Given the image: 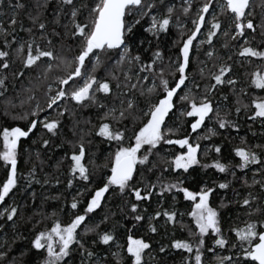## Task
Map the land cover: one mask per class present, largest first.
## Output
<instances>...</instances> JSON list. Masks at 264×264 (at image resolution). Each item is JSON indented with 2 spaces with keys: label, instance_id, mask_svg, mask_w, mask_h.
Listing matches in <instances>:
<instances>
[{
  "label": "trees",
  "instance_id": "obj_1",
  "mask_svg": "<svg viewBox=\"0 0 264 264\" xmlns=\"http://www.w3.org/2000/svg\"><path fill=\"white\" fill-rule=\"evenodd\" d=\"M11 2L15 4L17 0H11ZM19 2L25 5L23 9L14 10L7 7V0L6 6L0 8V23H3L5 28L9 27L10 18L15 11L17 17V25L15 26L17 43L28 41L35 36L42 49H55L58 55L71 60L77 49L70 35L68 8H64V13H58V9L61 7L59 0H19ZM86 2L91 6L92 0H86ZM188 2L191 3V11L188 15H184L181 7L182 5L186 7ZM203 3L204 0H164L163 4H159V0H157L161 14L166 12L167 6H175L173 23L170 24L169 31L161 33L159 40H157L150 32L145 31L150 26V19L143 17L141 23L134 29L132 37L133 54H139L144 62H150L153 52L158 49L163 53L167 75V71L171 70L167 67L168 60L169 58L175 59L179 54L178 49L193 28L191 20L195 19V14L203 6ZM38 4L44 6L37 9ZM253 8L252 19L257 28L256 32L246 29L248 31L245 34L247 44L243 42V37L232 40L234 26L231 25L228 17L217 16L218 21L223 24V28L225 26L232 27L229 29V36L225 37L221 34L219 39L214 37L211 45L205 42L199 49H197L198 44L194 42L189 75L190 78L194 76L199 87H193L191 83L186 81L187 88H182V92L191 89L197 103H199L206 89L214 83L212 73L217 72L218 67L222 64L230 65L231 72L224 79L232 78L236 81V84L218 85L216 90L209 94V99L213 104V108H218L222 117L227 115V119L238 126L239 131L235 127L220 129L213 114L211 119H206L205 125L194 133L191 131L190 125L195 122L196 118L181 116L180 112L174 108L173 111L176 112V116L170 114L165 122L167 128L164 129L166 133L168 128L174 130L175 134L171 136L172 139L188 136L191 137L190 143L195 144L199 137L207 134V129L210 128L214 129L217 135L211 136L210 139H199L201 150L198 158L200 163L193 165L187 172L183 169L176 171L169 164L174 156L186 152V148L182 149L176 144L166 145L162 143L160 150H154V155L149 157L153 167L138 164L137 174L134 175L130 183L132 187L141 189L143 196H147L150 186L155 185V191L152 192L150 199L137 201L130 191L121 194L118 190L109 189L102 200L100 208L89 213L86 220V223L91 221L93 224L99 225L97 232L107 230L115 237L111 247L108 245H95L92 247V250L98 253V257L103 255L110 261V264H117L120 256H123L124 264H127L128 253L126 248L129 243L128 238L132 237V239H143L151 245L150 249L146 250L144 257L147 264H184L185 260H194L193 254L184 250H177L172 247V244L177 239L188 241L193 243L195 250V242L199 237L193 235V233H198L199 229L196 227L191 212L198 200L190 201L186 199L183 192L175 190L172 192L166 191L161 197L159 195L161 185L166 188L169 183L178 184L180 187L193 192H199L205 188L215 189L209 197V204L219 212L222 234L229 240L230 245L237 244V247L218 248L212 239L215 234L210 233L209 236L203 238L205 241L203 257L205 264H215L217 255H240L235 229L243 228L245 222L249 220L246 211L241 207L242 200L248 196L250 191L256 195H264V193H261L259 185L252 188L248 187L252 184L253 174L257 172L259 166L250 165L249 169L242 171L238 167L242 161L235 155V150L238 147L252 148L259 151L255 146L264 145V120L261 118L249 119V116L254 113L252 101L257 98H264V89L255 88L250 83L254 72L264 71V60L239 54L243 47L249 46L264 51V34L261 33L259 28L261 22L264 21V6H262L261 0H255ZM37 10L39 11L40 21L47 25V31L43 33L46 37L45 40L40 39V31L33 26L29 19L30 15H36ZM87 11V9L82 10L83 16H87ZM58 14L59 22L56 19ZM209 15L206 18L208 21H206L207 27L210 26L209 20L212 19L208 17ZM177 20L179 23H176ZM21 24L24 29L32 28V33L30 34L26 30L21 31ZM65 24H69L67 33L63 27ZM206 26L203 33L206 31ZM48 39L52 41L51 45L47 44ZM2 40L3 38L0 37V47L3 46ZM139 41L144 43L140 44ZM225 43H227V47H224ZM16 47L17 44H13L11 48L5 49L10 53V70L0 71V75L8 76L6 81L8 90L4 97H0V129L13 126L26 128L28 121L19 119V116L34 110L37 103L41 107L40 121L48 116L49 121L59 119L61 123L56 135H52L43 128L42 123H38L37 128L27 138H22L20 141L17 185L5 197L3 204H0V213H3V217L0 218V251L10 247L9 259H15L17 264H41L43 251L37 252L34 250L31 241L40 231L50 230L55 221L58 220L66 226L76 213L84 214V209L90 203L95 191L103 186V183L111 174L117 142L108 141L105 137L97 134L102 123L101 117L107 109L98 108L96 104L85 102L81 106L75 101L66 100L60 102L58 110L63 112L64 108L67 107L68 111L64 112L63 116H58V112L53 109L44 111L49 86H51L52 93L58 88H65L70 91L71 88L80 86L82 81L77 78L78 83L72 84L70 82L71 88L59 84L58 81L66 74V69L63 65L57 66L58 61H48L46 57L38 62V66L24 69L22 63L24 57L17 56ZM208 51H214L213 57L210 58L206 55ZM101 59L104 61V66L100 67L95 73L98 80L112 81L110 71H115L116 75L122 76L120 70L116 68V57L114 55L111 60L107 56H102ZM45 62L53 65L51 71L47 73H45L47 67ZM109 65H111V68H109ZM201 68L204 69L203 75L199 71ZM18 71H24L25 75L23 77L15 76L14 73ZM135 72L136 67L133 65V74ZM168 78L171 82L172 77ZM112 83L114 84V81ZM29 95L34 96L35 100L20 107L21 100L27 101ZM96 95L98 100H102L109 107L119 106L115 95L105 96L103 93H97ZM224 97H227V99L225 100ZM174 103L181 110H184V108L190 110V104L187 101L181 102L174 98ZM12 105H16V107ZM244 105L249 107L245 108ZM237 107L241 108L239 114L236 113ZM5 108H7V114H5ZM138 124V120H132L131 118L124 120L122 124H113L114 128L125 131L124 146H128L129 142L134 144L131 137L135 131V126H138ZM124 125L127 126L126 130ZM45 140L49 141L47 147H44L43 144ZM80 144H83L85 151L82 162L90 173L88 181L82 180L78 173L74 177L71 172L74 165L71 156L78 154ZM216 146L221 148L219 154L214 151ZM205 149L213 150L209 151L207 156H204ZM2 150V136H0V151ZM141 151L143 152V149ZM217 160L228 166V170L221 173L214 167H203L204 164H213ZM9 169L10 166L6 167L4 162L0 160V185L6 181ZM164 169L168 170L164 171ZM233 172L235 176L232 175ZM255 178L259 180L261 177L257 174ZM245 180H247V184H245ZM69 181L72 182L71 187L68 186ZM220 183H227L229 187L220 189L218 187ZM74 199L78 203V208L73 210L70 205ZM237 201L241 203H237ZM133 204L137 205L135 213L131 211V205ZM13 206L18 209L17 216L14 217L13 221H8L4 209ZM164 212H175V222L169 221L167 216L163 215ZM157 213H160L158 217ZM137 214L142 215L143 220H135L134 217ZM251 219H258V215L253 216ZM153 226L156 228V232L151 231ZM82 229L83 225L81 229H78L81 235H83ZM96 238V233L83 235V239L88 242ZM117 245H119V249ZM161 246L166 248L165 252L159 251ZM210 246L217 248V251L215 253L207 251ZM118 251L120 256L111 255ZM22 252L26 253L23 257H21ZM78 261L79 257L77 256L75 264H78ZM252 264L255 263L252 262Z\"/></svg>",
  "mask_w": 264,
  "mask_h": 264
},
{
  "label": "snow or ice",
  "instance_id": "obj_2",
  "mask_svg": "<svg viewBox=\"0 0 264 264\" xmlns=\"http://www.w3.org/2000/svg\"><path fill=\"white\" fill-rule=\"evenodd\" d=\"M163 3L164 0H159V4ZM261 3L264 6V0H261ZM59 4L61 7L58 9V13H64V8L67 7V15L70 16V35L77 49L72 59L69 60L58 55L55 49H42L35 36L28 41L17 43L15 35L17 17L14 11L8 28H5L3 23H0V37L3 38V46L0 47V71L10 70V53L5 49L11 48L13 44H17L15 49L17 56L24 57L22 60L24 69L38 66V62L45 57L48 58V61H58L57 66L63 65L64 69H66V74L58 81L59 84L67 85L71 88L70 82L72 84L78 83L77 78H80L82 84L76 88H71L70 91L65 88H58L54 93H52L51 86H49L46 93V106L43 110L53 109L58 112V116H63L64 112L68 111L67 107L64 108L63 112L58 110L60 102L66 100L75 101L81 106L87 102L88 104H96L98 108L107 109L101 117L102 123L98 128L97 134L105 137L108 141H116L117 147L114 153V165L111 167V174L107 177L103 186L95 191L90 203L84 209V214L76 213L66 226L62 225L58 220L55 221L50 230L40 231L36 234L31 241V245L37 252L43 251L41 264H75L77 256L79 257L78 264H110V261L103 255L98 257V253L92 250V247L95 245H108L111 247L115 237L107 230L97 232L98 224H93L91 221L86 223L88 214L100 208L102 200L110 188L113 191L118 190L121 194L125 191H130L137 201L150 199L152 192L155 191V185H151L147 196H143L141 194L142 190L132 187L130 182L133 180L134 175L137 174L138 164L153 167L149 157L154 155V150H160L162 143L166 145L176 144L182 149L186 148L185 153L174 156V159L169 162L170 166L174 167L176 171L183 169L187 172L193 165L200 163L198 158L201 150L199 139H210L211 136L217 135V132L211 128L207 129V134L199 137L195 144L190 143L191 137L188 136L172 139L171 136L175 134L174 130L168 128L166 133L164 129L167 128L165 122L169 118V114L176 116V112L173 111L174 108L180 112L181 116L196 118L195 122L190 125L191 131L194 133L202 128L205 125V120L211 119L213 114L220 129L235 127L239 131L238 126L227 119V115L222 117L219 109L213 108V104L209 99V94L215 91L218 85L225 83L235 85L236 81L232 78L224 79L231 72V66L222 64L218 67L217 72L212 73L214 83L206 89L199 103H197L191 89H188L187 92H182V88H187L186 81L191 83L193 87H199L195 82L194 76L190 78L189 75L191 72L193 42L197 40L201 29L205 27V14H208L210 9L213 10V13L215 12L212 0H204L203 6L195 14V19L191 20L193 28L178 49L179 54L175 59L169 58L168 60L167 67L171 70L167 71V75L163 53L157 49L153 52L150 62H144L139 54H133L132 37L134 29L141 23V19L148 17L150 26L145 31L150 32L153 37L159 40L160 34L167 33L170 24L173 23L174 5L167 6L166 12L161 14L157 0H92L91 6L86 0H59ZM5 6L6 0H0V8ZM43 6L38 4L37 9ZM7 7L18 10L23 9L25 5L20 3L19 0L15 4L11 0H7ZM83 9L88 10L87 16H83ZM226 10L233 14L235 23L236 32L235 35L231 36L232 40H236L237 37H243L246 29L256 32L257 26L254 25L253 19L250 18L253 15L251 0H226L221 12L223 13ZM181 11L184 15H188L191 11V3L188 2L186 7L182 5ZM29 19L33 26L40 31V39L45 40L46 37L43 33L47 31V25L40 21L39 11L37 10L36 15H30ZM56 19L59 22V14ZM212 20L213 22L206 32V42L210 45L213 38L221 30V23L214 14ZM176 23H179V21L177 20ZM63 27L67 33L69 24H65ZM259 28L261 33L264 34V21L261 22ZM20 30H26L30 34L33 31L32 28L24 29L22 24ZM55 34L59 35L58 33ZM222 35L228 37L229 31H223ZM139 43L143 44L144 42L139 41ZM200 43H205V40H201ZM244 43L247 44V40ZM47 44L51 45L52 41L48 39ZM227 46V43H225L224 47ZM239 54L264 60V51L250 46L243 47ZM113 55L116 57V68L120 70L122 76L116 75L115 71H110L109 74L114 84L112 81L98 80L95 73L100 67L104 66V61L101 57L107 56L111 60ZM206 55L211 58L214 55V51H208ZM45 63L47 64L45 73H47L51 71L53 65L48 62ZM133 65L136 67L135 74H133ZM109 68H111V65H109ZM199 71L203 75L204 69L201 68ZM14 75L23 77L25 72L18 71ZM252 75L251 85L258 89H264V71H256ZM168 77H172L171 82ZM7 79V75H0V97H4L8 90ZM97 93H103L105 96L109 94L115 95L119 106L113 105L109 107L102 100L97 99ZM178 93L181 94L178 95ZM174 98L181 102H189L190 110H187V108L181 110L174 103ZM224 99L226 100L227 97H224ZM34 100L35 97L29 95L27 101L21 100L19 106L23 107L25 103H31ZM9 103L11 102L9 101ZM237 103L239 104V101ZM12 106L16 107V105ZM252 106L254 107V113L249 116V119L256 120L261 118L264 120V98L253 100ZM244 107L248 108L249 106L244 105ZM240 111L241 108L237 107L236 113L239 114ZM40 112L41 107L37 103L34 110L19 116V119L28 121L26 128L13 126L0 129L3 148L0 151V160L4 162L6 167L10 166L6 181L0 185V204H3L5 197L17 185V165L21 139L27 138L37 128L38 123H42L43 128L52 135L58 133L61 121L59 119L49 121L48 116H45L44 120L40 121ZM5 114H7V108H5ZM130 118L138 120L139 124L135 126V131L131 137L134 140V144L129 142L128 146H124L125 131H121L120 128H114L113 124H122L124 120H129ZM124 127L126 130L127 126L124 125ZM43 144L44 147H47L49 141L45 140ZM255 148L259 149V151L252 148L238 147L235 150V155L242 161L238 165L242 171L249 169L250 165L259 166L257 172L253 174L252 184L248 185V187L252 188L255 185H259L261 193H264V145H256ZM142 149L143 152L141 151ZM211 150L213 149H205L203 155L207 156ZM214 151L219 154L221 148L216 146ZM84 156V146L80 144L78 154L71 156V160L74 162L71 172L74 177L78 173L82 180L88 181L90 173L82 162ZM203 167H214L221 173L228 170V166L218 160L213 164H204ZM167 170L164 169V171ZM257 174L261 177L259 180L255 178ZM232 175L235 176V173L233 172ZM244 182L247 184V180ZM68 186H72L71 181H69ZM218 187L226 189L229 185L220 183ZM173 190L183 192L186 199L190 201L198 200L194 204V210L191 212L196 227L199 229L198 233H193V235L199 237L195 242V250L193 243L188 241L177 239L172 244L175 249L184 250L194 255V260H185L184 264H205L203 259L205 241L203 238L209 236L210 233L215 234L212 239L218 248H225L226 246L237 247V244L230 245L229 240L222 234L219 212L209 204V197L215 191L214 188H205L199 192H193L187 188L180 187L178 184L169 183L166 188L161 185L159 195L162 197L166 191L172 192ZM237 203L241 202L237 201ZM241 207L246 211L249 220L245 222L243 228L235 229L240 255H217L215 264H252V262L264 264V195H256L250 191L248 196L243 198ZM70 208L73 210L78 208V203L75 199L71 203ZM17 211L18 209L14 206L5 208L4 213L7 214V220L13 221L14 217L17 216ZM131 211L134 213L137 211L136 204L131 205ZM159 215L160 213H157V217ZM163 215L167 216L169 221L175 222V212H164ZM257 215L258 219H251ZM2 217L3 213H0V218ZM143 218L139 214L134 217L137 221L143 220ZM82 225L83 235L96 233L97 238L91 242L85 241L81 232L78 231ZM151 231L156 232V228L153 226ZM128 240L129 243L126 248L128 253L127 264H147L144 257L146 250L150 249L151 245L143 239H132V237H129ZM117 248L119 249V245H117ZM159 251L165 252L166 248L161 246ZM207 251L215 253L217 248L210 246ZM9 252L10 247L0 251V264H17L15 259H9ZM25 255V252L21 253V257ZM111 255L120 256V252L118 251ZM117 264H124L123 256H120Z\"/></svg>",
  "mask_w": 264,
  "mask_h": 264
},
{
  "label": "flooded vegetation",
  "instance_id": "obj_3",
  "mask_svg": "<svg viewBox=\"0 0 264 264\" xmlns=\"http://www.w3.org/2000/svg\"><path fill=\"white\" fill-rule=\"evenodd\" d=\"M251 3H252V11H254L253 9V4L255 3V0H251ZM212 4H213V8L214 9H216L215 10V16L217 17V16H225V17H228V19H229V22L231 23V25L232 26H234L233 27V29H232V32H233V35H235V32H236V29H235V23H234V20H233V14L229 11V10H226V11H224L223 13L221 12V8L226 4V0H212ZM207 14H205V26H206V21H207ZM250 18H252V17H250ZM211 19V18H210ZM254 24H255V22H254ZM226 25V24H225ZM205 28V27H204ZM204 28H203V30H204ZM232 27H230V28H228L227 26H225V28H223V24L221 23V29L222 30H228L229 31V29H231ZM246 32H248V31H246L245 30V34H247ZM244 34V35H245ZM246 37V36H245ZM238 38V37H237ZM237 40V39H236ZM246 39H244V41H245ZM194 43V42H193Z\"/></svg>",
  "mask_w": 264,
  "mask_h": 264
},
{
  "label": "rangeland",
  "instance_id": "obj_4",
  "mask_svg": "<svg viewBox=\"0 0 264 264\" xmlns=\"http://www.w3.org/2000/svg\"><path fill=\"white\" fill-rule=\"evenodd\" d=\"M216 10V9H215ZM208 14H210L208 17H210V18H212V16H213V14H215V12L213 13V10L212 9H210L209 10V13ZM207 14V15H208ZM208 22V21H207ZM211 22H212V19L211 20H209V23H210V25H211ZM210 27V26H209ZM209 27H207L206 26V31L203 33V28L201 29V33H200V35L197 37V40L196 41H194V42H196L197 44H198V48L197 49H199L200 48V46H202L204 43H200V41L201 40H205V42H206V32H207V29L209 28ZM223 31H225V30H220L218 33H217V36H216V38L217 39H219V37H220V35L222 34V32ZM243 38L245 39V35L243 36ZM216 39V40H217ZM213 42V41H212ZM243 42H244V40H243ZM194 44V43H193ZM171 114V113H170ZM170 114H169V116H170Z\"/></svg>",
  "mask_w": 264,
  "mask_h": 264
},
{
  "label": "water",
  "instance_id": "obj_5",
  "mask_svg": "<svg viewBox=\"0 0 264 264\" xmlns=\"http://www.w3.org/2000/svg\"><path fill=\"white\" fill-rule=\"evenodd\" d=\"M255 263V262H254Z\"/></svg>",
  "mask_w": 264,
  "mask_h": 264
}]
</instances>
